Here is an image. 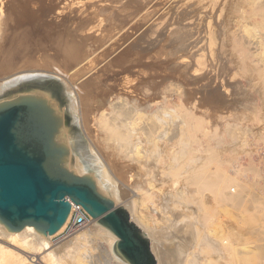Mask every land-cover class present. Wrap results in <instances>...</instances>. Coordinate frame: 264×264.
<instances>
[{
	"label": "rangeland",
	"instance_id": "obj_1",
	"mask_svg": "<svg viewBox=\"0 0 264 264\" xmlns=\"http://www.w3.org/2000/svg\"><path fill=\"white\" fill-rule=\"evenodd\" d=\"M52 1L6 0L7 5L23 7L20 13L8 10L10 20L24 19L29 27L13 38L0 34V42L10 46L0 50V85L23 74L52 79L59 75L81 94V116L75 122L62 90L44 89L56 110L69 114L68 126L74 121L83 142L113 168L124 207L130 212L135 199L137 210L149 217L160 239L163 264H184L189 253V264H209L204 258H217V239L207 235L202 201L211 206V223L218 233L226 231L237 251L248 252L249 264H259L264 257V0H56L55 8ZM34 2H40L45 17L31 19L37 12ZM85 38L83 51L74 47ZM96 84L95 93L129 89L143 101L156 103L154 107L180 108L168 128L175 141L153 140L161 129L151 125L152 113H143L136 127L145 149L136 162L126 159L112 128L96 127L92 98L105 96L90 92ZM24 88L38 89L32 84ZM68 126L67 137L75 131ZM198 173L210 181L219 174L231 178L227 188V180L221 185L228 193L235 188L230 192L235 199L213 197L212 181L196 186L190 177ZM151 184L155 203L134 192ZM76 234L50 239L52 249L63 253V243ZM102 239L94 237L89 246L94 259L107 252L108 243ZM66 255L65 264H78ZM96 259V264H113ZM10 260L0 264H13Z\"/></svg>",
	"mask_w": 264,
	"mask_h": 264
},
{
	"label": "bare ground",
	"instance_id": "obj_2",
	"mask_svg": "<svg viewBox=\"0 0 264 264\" xmlns=\"http://www.w3.org/2000/svg\"><path fill=\"white\" fill-rule=\"evenodd\" d=\"M23 1H25V0H23ZM54 1H56V0H53L51 2L52 8H55V6H56L55 3H53ZM90 1H92V0H90ZM5 2H6V0L5 1L0 0V34H1V37L3 39H5L6 37H11V36L13 38L14 33H16L17 31H19L21 29H25V27L28 26L25 23L24 19L19 18L15 22H12L10 20L11 16H12L10 14L11 12L9 14L6 13L10 9H12L13 12L20 13L23 10V7L21 5H19L18 3L13 4V5H7ZM37 2H38V0H37ZM37 2L33 3L37 7L36 8L37 12H35V14L32 15V17H31V19H35V20L39 16L40 17L42 16V18L45 17V14H44L43 10L41 9V6L38 7V4L40 2L39 3H37ZM51 6H50V8H51ZM18 16L21 17L20 14ZM6 18L9 20H7ZM86 41H87V39L81 40L80 42H77L76 45H74V47L75 48L79 47V49H81V51H83V49L85 48L83 46H85L84 43ZM8 47H10V46H7L6 44L0 42V50L1 51L8 49ZM79 55H82V54H79ZM84 58H85V56H84ZM240 61H242V58L240 59ZM241 64H243V63H241ZM31 71H33V70H31ZM53 74H55V73L53 72ZM56 74H58V73H56ZM76 78H77V76H76ZM66 82H67V79L63 80V78H60L59 75H58L57 79L47 78V77H44L42 75H30V74L29 75L28 74L19 75V76L13 77L12 79L8 80L3 85H0V102L11 99V96L15 97L18 94H24V93H34V95L37 98L42 100V102H45L48 105V107L52 110V115L54 116V118L59 119L60 128L62 130V133H63L67 143L69 144V149H70L69 166H70V168L73 169L78 174H90L94 178V180L96 181L99 190L103 189L105 192H107V194L111 198H116L119 202H121L122 197L120 194V190L117 187L116 181L114 180V178H116V176L113 173V171H114V170H112L113 168L111 166L105 164L103 162L104 160L103 161L101 160L102 157H99L101 155L98 154L97 150H95V148L92 145H87L83 142L82 138L79 136V133L75 129L76 126L74 125V123L79 121V119H78L79 115L81 116L80 102L82 99L80 96L81 94L78 91H75L74 89H72V86L70 87L69 85H67L68 82L67 83ZM27 84L35 85L38 87V89H35V88L30 89V90H33V92L27 91V89L24 88V86ZM70 85H71V83H70ZM97 86H98L97 84L94 85L91 88L90 92H92V90H93L95 93V91L97 90ZM116 86L120 87V84H118ZM48 87H54L58 90H62L63 95L69 99L68 107L70 109V113L74 117L73 120L75 121L78 119L75 122L72 120L73 123L71 124V127L74 128L75 131H73V133L70 134L69 137H67L65 135L66 132H69V131L68 130L65 131V130L67 129V126H68L71 118L67 117L69 114L66 115L65 112H64V114H61L59 111H57L55 106L51 103L52 100L50 101L46 97V93H48V92L44 91V89L46 90ZM108 91L110 93V96L108 97L109 103H108V108L106 109V107H104L105 106L104 100L107 98L106 94ZM122 93H126V94H122ZM95 94L96 95H99V94L105 95L103 97V99L102 98L101 99L92 98V101L94 100L95 107L97 108V112L95 114L96 127L98 129H100L98 126L106 127L108 129L112 128L115 138H117V140L120 143L121 151H123L127 156L126 159H128V157H129L130 160L131 159L134 160L136 158V156H138L137 159H140L142 157V151H143V149H145L144 140H142L141 135L138 134L139 133L138 128L136 127L137 123L139 122L138 119L141 117V114H143V113H149V112L152 113V116L151 115L150 116L154 117V118L153 119L150 118L152 120L151 125H153V127L155 126V128L157 127V128L161 129L160 132L155 136V138L153 140H155V139H156V141L162 140V143L165 140L167 143L168 142L170 143V142H172L170 140H172L174 137H176V136H174V137L168 136L169 135L168 128H169L170 120L175 115H178L180 108L171 109V108H168L166 106V104H162V105L158 106V108L154 107V104H156V103L147 102L146 100L143 101L141 98H138V96H135L129 89H128V92L127 91L123 92V91H116V89H114V88L110 89V90L109 89L105 90V88H103L99 92L97 91V93H95ZM147 119H149L148 116H147ZM83 126H84V129L87 130V127L85 126L84 121H83ZM71 127H69V128H71ZM63 129L65 132L63 131ZM101 129H103V128H101ZM111 131L109 133H111ZM104 132H106V131H104ZM156 132H157V130H156ZM154 133H155V131H154ZM110 136H111V134H110ZM108 138H109V136H108ZM109 140H111V139H109ZM160 143H161V141H160ZM116 144H118V143H116ZM170 144L165 143L164 145L169 146ZM188 145H189V143H188ZM169 147H171V145ZM166 148H168V147H166ZM168 150L169 149H167L166 152H168ZM209 150H211V149H208V151ZM113 151H115V150H113ZM170 152L172 154L173 151H170ZM192 152L198 153L197 150L196 151L194 150ZM117 153H118V151H117ZM196 153H193L194 155L192 154L193 157L196 155ZM168 154H169V152H168ZM213 154H214V152H213ZM140 155H141V157H140ZM168 156H172V155H168ZM211 156L213 157L214 155H211ZM209 159H211V158H209ZM138 163H140V161ZM206 165H208V164H206ZM180 170L181 169H179L178 171H180ZM191 178L194 179L192 182L193 183L196 182L197 183L196 186H199V187H202V184L204 182L210 181L206 177H204V175L202 173L201 174L198 173V174L190 177V179ZM225 180H227V181H225ZM211 181H212L211 190H212V193L214 194L213 197L220 196L223 198L224 201L235 199L232 196V194H230V192L232 190H235V188L230 187L229 193L227 191H223L225 188L228 187L227 186L228 183L230 181L232 182L231 178H222L221 174H219V177L216 180L214 179ZM223 181L226 182L224 184L225 188H223V185H221V183ZM187 182H188V180H187ZM152 185L153 184H151L149 189L146 188V190L141 188V186H140V188L138 187L137 190H134V192H136V194L137 193L138 194L139 193L144 194L146 197H148L150 199V201L152 203H155V201L152 199L154 196H156L155 195L156 192H154L155 188H154V185L153 186ZM136 186H137V184H136ZM145 196H143V197H145ZM151 196H153V197H151ZM200 206L204 210L203 214H202V219L204 218L207 221V225H208L207 226V235L217 239L216 240V242H217L216 251L218 252L217 258L210 259L209 257L205 256L206 259L204 258V260L208 261L209 264H249L251 260H250L249 254L248 255L246 254L248 252L243 251V254H244L243 255L241 253V251L240 252L237 251V248H236L237 246L235 247V244L231 241V238H230L231 236H229V234H227L226 231H223L222 233H220L221 231H219V233H218V230L211 223L213 221V216H214L213 211L210 208L211 206L206 205V203H204L203 201L201 202ZM130 209L129 210L131 213L130 212L129 213L131 215V219L137 225H139V227L142 229L143 233L145 235H147L148 238L151 239V240L150 239L149 240L151 242V250H152L154 258H155V264H158L159 262L163 264L164 257H163V253L161 251L162 249L160 250V246H159L160 239L156 236V231H155L154 225L152 224V222L148 216L146 217V216L141 215V213L138 211L139 209L137 210V204H136L135 199L132 201V207ZM71 214H72V210H71L69 216L67 217L66 221L64 222L62 229H58L57 232L54 234L40 232L33 225H27L22 230H10L3 222L0 221V260L4 261V260H10L11 259L13 264H33L34 262H37L38 264H65L62 256L66 253L68 256H70L72 258V261L76 260L75 262H77L78 264H87V263L88 264H90V263L96 264V262H95L96 258L94 259L92 257L94 255H91V251L92 252H94V251L89 246L91 245V247H92L93 243L91 244V242H93L94 237L100 236V238L103 237L102 240H105L108 243V244L106 243L108 245V248H107V252L104 251L105 253L101 256H98L96 261L98 260V261H101L103 263H113V264L114 263L130 264L129 260L125 256H123L121 254V252L118 250L117 244L119 241V237L112 230H110L108 227L103 225L100 222L99 217H93L91 224L88 225L90 227L93 226L92 230L84 229L87 226L82 227L81 229L76 231L77 234L74 235L69 241H67V242L65 241L66 243H63L64 245H62L63 247L62 246L61 247L63 248V250H66V251L59 254L55 249H52L53 248L52 246H54V245H51L50 239L54 238L56 234H60L65 229V227H66V225H67V223L71 217ZM135 214H138L136 218H135ZM198 239L200 240V238H198ZM199 242L202 244L201 241H199ZM199 242H198V245H200ZM5 243L12 244L15 248H11ZM208 245H210V244H208ZM99 248H101V247H99ZM208 248H211V246ZM93 249L95 250V245H94ZM60 251H62V250H60ZM102 252H103V250H102ZM201 252L203 254L204 251H201ZM106 253H107V255H106ZM194 254H195V252H194ZM105 255L108 258L104 259ZM187 256L188 257L186 258L184 264H189L192 260V258H189V257L193 256V255H191V253L187 254ZM195 256H194V259H196ZM95 257H97V256H95ZM98 261H97V263H98ZM196 261H197V259H196ZM259 264H264V257L260 258Z\"/></svg>",
	"mask_w": 264,
	"mask_h": 264
},
{
	"label": "water",
	"instance_id": "obj_3",
	"mask_svg": "<svg viewBox=\"0 0 264 264\" xmlns=\"http://www.w3.org/2000/svg\"><path fill=\"white\" fill-rule=\"evenodd\" d=\"M69 144L52 110L34 93L0 102V221L54 234L81 204L118 237L130 264H155L151 242L116 198L103 194L90 174L69 166Z\"/></svg>",
	"mask_w": 264,
	"mask_h": 264
},
{
	"label": "built area",
	"instance_id": "obj_4",
	"mask_svg": "<svg viewBox=\"0 0 264 264\" xmlns=\"http://www.w3.org/2000/svg\"><path fill=\"white\" fill-rule=\"evenodd\" d=\"M72 204V214L65 227V229L60 233L64 237H69L73 235L77 230L82 227H86L91 224L93 217L88 213V211L81 205L71 202ZM59 234L55 235L58 236Z\"/></svg>",
	"mask_w": 264,
	"mask_h": 264
}]
</instances>
